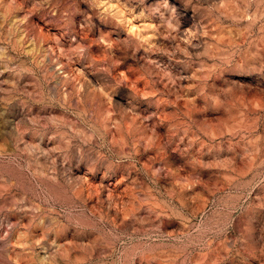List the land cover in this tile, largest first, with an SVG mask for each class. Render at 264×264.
<instances>
[{
  "label": "rangeland",
  "instance_id": "obj_1",
  "mask_svg": "<svg viewBox=\"0 0 264 264\" xmlns=\"http://www.w3.org/2000/svg\"><path fill=\"white\" fill-rule=\"evenodd\" d=\"M0 264H264V0H0Z\"/></svg>",
  "mask_w": 264,
  "mask_h": 264
},
{
  "label": "clouds",
  "instance_id": "obj_2",
  "mask_svg": "<svg viewBox=\"0 0 264 264\" xmlns=\"http://www.w3.org/2000/svg\"><path fill=\"white\" fill-rule=\"evenodd\" d=\"M101 7H105V6L102 4ZM111 7H115V5H112Z\"/></svg>",
  "mask_w": 264,
  "mask_h": 264
}]
</instances>
